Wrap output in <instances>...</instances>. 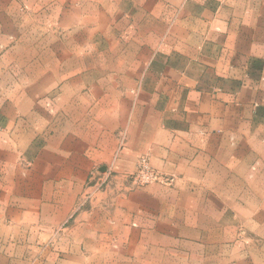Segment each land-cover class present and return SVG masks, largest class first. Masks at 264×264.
Wrapping results in <instances>:
<instances>
[{
	"label": "crops",
	"instance_id": "crops-1",
	"mask_svg": "<svg viewBox=\"0 0 264 264\" xmlns=\"http://www.w3.org/2000/svg\"><path fill=\"white\" fill-rule=\"evenodd\" d=\"M141 155L170 183L82 202ZM32 225L119 241L104 264H264V0H0V264H48Z\"/></svg>",
	"mask_w": 264,
	"mask_h": 264
},
{
	"label": "rangeland",
	"instance_id": "rangeland-1",
	"mask_svg": "<svg viewBox=\"0 0 264 264\" xmlns=\"http://www.w3.org/2000/svg\"><path fill=\"white\" fill-rule=\"evenodd\" d=\"M23 8V5H18V8ZM29 12L32 11V7L31 5H27L26 7ZM24 10H27V9ZM23 10V11H24ZM39 13H34L33 15H31V23L32 24H37L39 22ZM142 156V155H141ZM140 157V156H139ZM138 157V158H139ZM148 158V156H146ZM138 158L135 161V166H136V162L138 160ZM149 161V158H148ZM150 164V162H149ZM151 165V164H150ZM152 166V165H151ZM153 167V166H152ZM154 168V167H153ZM95 171L99 170L98 172H100L99 174L102 175V172H110V175L107 179V182L105 185H103L102 187L99 188H95L92 184L96 181V177L95 178H91V174H89V178L87 180L86 183V191H84L81 194V199L83 203H87L90 201H95V200H101L103 199L104 195L107 194H111L112 197L116 196L115 194H127L133 191H137V190H141V189H145L146 187L149 186H154V185H162L164 186L166 183H162V182H151L148 184H145L143 186H132L130 184V180L128 178L129 173H131L132 171H134V169L131 172L128 173H124L123 175V183H124V187L121 189H118L119 191H114L110 192L109 190L111 188H114V185L117 184L115 183L118 179L115 176V173L113 171H110L108 169H99L94 168ZM156 169V168H154ZM158 170V169H156ZM159 171V170H158ZM162 173V172H161ZM104 176V175H102ZM115 183V184H114ZM170 183V182H168ZM118 185V184H117ZM33 226V231H38L40 233H42V238H44L45 240L41 241V244H38L39 247L41 248H47L48 249V254L47 255H37V256H33L32 257V262L33 263H40L41 261H47L48 264H104V260H107L111 258V260H114L115 258H118L117 256L113 255V256H107L105 257L104 255H87V254H83V252H87L88 248H93V247H103V248H110V246H113L114 248L116 247L115 245H118L119 241L116 240H72V239H62V237L60 235H58L57 231L58 229L56 228H51V229H47L45 228L44 225H32ZM244 226V225H241ZM61 230V229H59ZM226 234V233H225ZM227 235V234H226ZM225 235V236H226ZM61 238V239H60ZM115 243V244H114ZM114 244V245H113ZM238 244H240L239 246L245 247L248 245V236L243 235L241 233L238 232H228V237L225 238V245L226 247L230 248L233 246H237ZM121 246V245H120ZM127 246V241H123V247ZM61 248H63L64 250H60ZM80 248V251H82L81 255H70L69 253L66 252V249H77Z\"/></svg>",
	"mask_w": 264,
	"mask_h": 264
},
{
	"label": "built area",
	"instance_id": "built-area-1",
	"mask_svg": "<svg viewBox=\"0 0 264 264\" xmlns=\"http://www.w3.org/2000/svg\"><path fill=\"white\" fill-rule=\"evenodd\" d=\"M99 170L93 169L90 174L91 178L96 177V181L92 184L95 188L102 187L106 184L107 179L110 175V172H98ZM100 173V174H99ZM128 178L132 186H143L151 182H170L168 175L161 173L160 171L154 169L148 161V158L145 155H142L138 158L134 171L129 173Z\"/></svg>",
	"mask_w": 264,
	"mask_h": 264
},
{
	"label": "water",
	"instance_id": "water-1",
	"mask_svg": "<svg viewBox=\"0 0 264 264\" xmlns=\"http://www.w3.org/2000/svg\"><path fill=\"white\" fill-rule=\"evenodd\" d=\"M102 170H104V169H102Z\"/></svg>",
	"mask_w": 264,
	"mask_h": 264
}]
</instances>
